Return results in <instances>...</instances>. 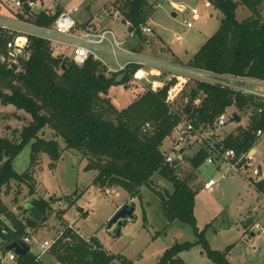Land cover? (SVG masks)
<instances>
[{"label": "trees", "instance_id": "1", "mask_svg": "<svg viewBox=\"0 0 264 264\" xmlns=\"http://www.w3.org/2000/svg\"><path fill=\"white\" fill-rule=\"evenodd\" d=\"M262 2L211 1L212 8L222 15L220 28L205 40L186 66L218 75L264 81ZM240 5L246 7L250 15L237 22L235 12ZM111 7L120 14L128 32H133V39L143 43L145 38L141 27L147 26L146 22L152 14L146 0H115ZM60 13L59 9L54 16L44 12L34 14L33 23L38 27L48 26ZM4 47L0 37V53ZM20 68L21 71L15 73L0 64V102L12 104L17 110L32 116L28 126L18 133V139L0 138V194L13 180L24 184L30 193L34 192L35 179L31 166L23 174H18L12 166L13 159L25 145L31 143L30 164L41 153L49 154L53 161L59 158L60 151L55 140L44 142L38 138L47 126L54 138L63 140L66 150H73L85 160V170L96 172L91 185L102 193L108 188H121L128 199H134L142 187L150 186L154 174L162 176L172 184L171 193L166 192L164 196L156 194L161 201L164 218L169 224L179 221L191 227L198 238L197 243L206 249L204 235L198 233L194 217V197L198 190L196 171L204 163L205 154L198 152L188 156L186 162L190 170L183 177H178L175 171L180 165L164 164L165 154L160 148L178 122L177 116L169 112L165 103L166 92L173 81L159 91H144L126 108L115 111L100 95L106 96L112 87L129 83L131 80L126 73L106 77L99 71L98 64L90 60L77 67L60 56L51 45L37 39H31L29 59L21 63ZM185 98L187 103H182V110L185 113L192 111L193 116L195 114L196 126L207 124L212 127L227 108L234 109L236 113L251 111L247 127L237 128L235 134L226 135L221 141L225 148L238 154L254 148V133L258 129L264 130L262 100L198 82ZM195 99H200L197 108L192 107ZM231 121L235 122L233 118ZM146 124L149 128L143 131ZM255 188L259 193L263 192L264 180L256 183ZM31 205L38 210L40 223H43L48 205L41 200H34ZM5 216L7 210L0 202L1 252L13 241H22L27 227L31 229L39 224L27 218L26 226L16 220L8 226L2 220ZM192 245H173L156 264H164L178 253L188 251ZM227 251L222 254L206 249L205 253L217 264H227ZM47 253L59 264H111L117 258L127 264L121 257L111 255L96 238H81L68 227L55 238ZM16 258V264H44L29 253Z\"/></svg>", "mask_w": 264, "mask_h": 264}, {"label": "rangeland", "instance_id": "2", "mask_svg": "<svg viewBox=\"0 0 264 264\" xmlns=\"http://www.w3.org/2000/svg\"><path fill=\"white\" fill-rule=\"evenodd\" d=\"M114 1L55 0L59 8L66 11L78 9L73 14L78 24L91 23L95 27L112 29L119 38L124 39L128 27L123 24L116 9L111 7ZM146 3L152 8L146 25L153 33L146 35L148 39L145 38L143 43L139 42V45L135 44L134 47L157 62H166L169 53L173 52L183 61L187 60L185 64L177 60L176 65L186 66L191 61L194 50L199 49L205 40L220 28L221 13L213 8L205 9L199 0H146ZM44 5L51 4L49 0H45ZM8 6V0H0V17L8 18ZM192 9L200 12L198 22L189 16ZM261 14L264 19V10ZM102 15L104 17L100 18ZM249 15V10L242 5L235 12L237 22ZM184 20L192 23L193 28L188 29L186 24H183ZM167 34L169 37L166 38ZM174 35H178L179 39L172 43ZM150 36L152 37L149 40ZM186 50L188 54L185 55ZM62 51L66 58H70L69 49L64 47ZM147 71L150 82L156 80L168 85L172 81H177L176 75L171 71L166 73L156 68ZM146 84L134 81L119 84L112 87L106 96H100L106 99L115 111L121 110L134 102L149 87ZM195 84L196 81L186 80L185 89L177 98L179 107L185 102V95ZM226 111L228 114L234 112L241 117L238 128L247 127L250 110L236 113L234 109L227 108ZM31 120L30 114L17 110L12 104L4 105L0 102V138L18 139V133L23 127L28 126ZM236 127L235 122L228 121L223 130L218 132L219 137L235 134ZM38 138L44 142L55 140L60 151L59 158L53 161L49 154L41 153L30 164L31 143L25 145L13 159L12 166L18 174L25 173L31 166L35 179L34 192L30 193L24 184L13 180L0 194V202L7 210V216L2 220L8 226L15 220L26 226L28 209L33 201L46 202L48 206L43 223H39L35 228L25 229V233L32 235L36 242L54 240L70 226L81 238H96L111 255L121 257L127 264H156L166 250L175 244L184 243L193 244L188 251H182L177 255L184 264H217L207 256L206 249L222 254L228 250L225 258L227 264H264V192L259 193L246 181L254 169H258L264 179V138L256 145V154L254 156V153L251 154L250 170L229 174L224 179L222 175L226 170V164L218 170L214 165L203 163L196 171L198 190L194 197V217L198 233L204 235L206 249L197 243L198 238L191 227L179 221L169 224L164 218L161 201L156 194L164 196L166 192L171 193L172 184L159 174H154L150 186L142 187L134 199H128L121 188H108L105 194L91 185L96 172L85 170V160L73 150H66L63 140L54 138L47 126L42 129ZM169 146L170 140L166 138L160 147L161 151L168 152ZM196 151V147L191 146L185 155H193ZM189 170L190 165H187L184 158L175 174L183 177ZM209 179L217 181L218 184L211 190L204 191L203 185ZM125 204L129 206L133 204L135 211L132 219H128L121 226L119 235L113 237L107 231L108 219L115 214L116 206L121 207ZM248 218L253 219L249 227L246 226ZM39 252L36 246L31 245L30 255H37ZM40 261L44 264H59L49 257L47 252L41 256ZM111 264L124 263L117 258Z\"/></svg>", "mask_w": 264, "mask_h": 264}, {"label": "built area", "instance_id": "3", "mask_svg": "<svg viewBox=\"0 0 264 264\" xmlns=\"http://www.w3.org/2000/svg\"><path fill=\"white\" fill-rule=\"evenodd\" d=\"M45 0H8L9 16L8 18L0 17V37L4 41V51L0 53V64L7 70L12 69L15 73L21 71V63H26L30 56L31 39L41 40L51 45L60 56L65 57L64 51L61 49L66 47L70 50L69 62L77 67L83 66L88 60L98 64L99 71L106 77H112L115 74L126 73L130 80L141 84L146 82L149 85L145 91L156 92L167 85H163L156 80L150 82L148 78V69L156 68L161 72H173L177 81L171 84L166 92L165 103L171 114L178 118L177 124L172 128L168 139L170 140V150L164 152V164L170 165L177 161L180 165L184 158L194 156L198 152L205 154L204 163L214 165L221 170L226 164V170L223 179L229 174L242 172V170H250L252 164L251 151L255 150L259 141L264 138V130L258 129L254 133V148L238 154L233 149L225 148L221 144L223 138L219 137L218 132L223 130L228 121L232 120L233 114L224 111L214 122L212 127L207 124L195 125L196 118L193 112H183L177 103V98L183 93L186 86V80L196 81V83L209 84L220 89H227L233 93L243 94L264 101V85L260 80H254L242 76H233L227 74H215L209 71L195 70L188 66L176 65L174 63L157 62L152 58H148L141 54L138 50L130 49L125 40L118 37L115 31L107 28L93 26V24H78L73 17L78 9L66 11L60 9L55 0H49L51 5L45 6ZM205 9L212 8L211 0H199ZM159 8L158 5H155ZM34 9H40L37 13ZM61 13L48 26L38 27L33 23L34 14L45 13L48 16H54L58 10ZM181 9V8H180ZM183 9V8H182ZM200 12L192 9L189 12L190 18L194 21L199 18ZM188 29L193 28V24L188 20H184ZM128 32V31H127ZM152 32L148 26L141 27V33L146 36ZM133 32L127 33V38L132 39ZM179 36L174 35L172 43L178 41ZM60 51V52H59ZM66 58V57H65ZM174 76V75H173ZM175 77V76H174ZM130 81V82H131ZM145 86V85H144ZM146 87V86H145ZM187 103V99L184 100ZM200 99L192 102V107L197 108ZM149 125H145L146 131ZM196 147L197 151L193 155H185L186 150ZM261 176L258 169H254L252 174L246 178L250 186L255 187L256 181ZM218 184L217 181L209 179L203 185V190H211ZM106 194V190L104 192ZM71 230L72 227H68ZM2 233H6L2 230ZM22 241L29 247L36 246L39 254L36 257L46 253L55 242L54 240L36 242L32 235L26 234ZM17 256L12 252L0 251V264H16ZM164 264H184L177 256Z\"/></svg>", "mask_w": 264, "mask_h": 264}, {"label": "water", "instance_id": "4", "mask_svg": "<svg viewBox=\"0 0 264 264\" xmlns=\"http://www.w3.org/2000/svg\"><path fill=\"white\" fill-rule=\"evenodd\" d=\"M264 6V0L262 2ZM37 13H40V9H34ZM172 16H175V14H172ZM102 78V76H100ZM232 118L235 120V123L239 122V118L236 114L232 115ZM253 151V150H252ZM178 162L175 161L171 165L177 166ZM135 211L134 206H129L127 204L122 205L119 207V209L115 212V214L108 219L107 224V231L110 232V234L115 237L118 236L120 233V228L123 225V222L125 220L130 219L133 216V213ZM28 218L32 219L34 222H41V215L38 212V210L34 206H30L28 209ZM253 222L252 218L246 219V226H250ZM5 252H12L18 257H23L29 253V247L23 242V241H13L12 243L6 245L4 247Z\"/></svg>", "mask_w": 264, "mask_h": 264}, {"label": "crops", "instance_id": "5", "mask_svg": "<svg viewBox=\"0 0 264 264\" xmlns=\"http://www.w3.org/2000/svg\"><path fill=\"white\" fill-rule=\"evenodd\" d=\"M211 1H213V0H211ZM181 8V7H180ZM60 9H62V8H60ZM182 9V8H181ZM214 9V8H213ZM63 10H65V9H63ZM104 16L102 15V16H100V18H103ZM209 17H211V15H209ZM200 20V17L197 19V20H195L196 22H198ZM151 33H153V30H152V32ZM144 38H147L148 39V37H146V36H143ZM152 36H150L149 37V40H150V38H151ZM165 37L167 38V37H169V34H167V35H165ZM127 38V36H126V38H124L123 40H125L126 41V43H127V46L130 48V49H134L135 47H134V45L135 44H137V45H139L138 43L139 42H136L133 38L132 39H128ZM141 43V42H140ZM204 44V43H203ZM140 48H141V46H139ZM138 47V48H139ZM202 47V46H201ZM200 47V48H201ZM199 48V49H200ZM199 49H196V50H194V52H193V54L192 55H194ZM135 50V49H134ZM137 51V50H136ZM140 52V51H139ZM141 54H143L144 56H146V57H148L146 54H144L143 53V51L142 52H140ZM186 54H188V51L186 50L185 51V55ZM149 58V57H148ZM151 58V57H150ZM149 58V59H150ZM167 58H168V60L166 61V62H169V63H174V64H178V63H176L177 62V60L180 62V63H183V64H185L186 62H187V60L186 61H183L182 59H180L177 55H175V54H173V52H170L169 53V55L167 56ZM166 58V59H167ZM153 59V58H152ZM176 61V62H175ZM182 66H184V65H182ZM262 83H263V85H264V81H262ZM240 120H241V117H240V119H239V122H240ZM239 122L238 123H235V124H237V127H236V129L238 128V125H239ZM252 153H254L253 154V156L256 154V150H253V151H251V154ZM260 180H264L263 179V176L261 175V176H259V178L257 179V181L259 182ZM118 189V188H117ZM264 192V191H263ZM127 195V194H126ZM119 208V206H116L115 207V211H117V209ZM33 255V254H32ZM42 256V255H41ZM41 256H39V260L41 259ZM42 262V261H41ZM43 263V262H42Z\"/></svg>", "mask_w": 264, "mask_h": 264}]
</instances>
